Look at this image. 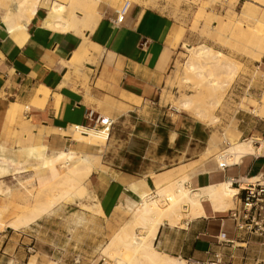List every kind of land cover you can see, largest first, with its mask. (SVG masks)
<instances>
[{"label": "crops", "instance_id": "0c3cea01", "mask_svg": "<svg viewBox=\"0 0 264 264\" xmlns=\"http://www.w3.org/2000/svg\"><path fill=\"white\" fill-rule=\"evenodd\" d=\"M116 11L101 1L97 6L99 18L92 28L83 26L68 32L44 27L47 12L42 15L41 7L28 24L12 32L0 19V155L15 163L37 159L31 156V147L30 151L29 147H18L6 155V148H14L26 138L21 132L30 124V131L42 139L47 152L66 150L85 155L93 166L87 182L92 205L98 201L103 213L95 214L100 224L94 228L100 229L102 236L126 219L131 201L138 203L143 195L152 194L155 185L149 173L120 169L103 161L98 147L109 133L89 129L85 112L94 109L112 118L132 113L150 101L170 64L169 48L179 40L171 16L158 9L132 2L119 23L114 22ZM261 150L263 146L254 153ZM218 163L209 159L191 166L186 186L198 190L230 177L264 173V157L255 154L243 156L237 164L220 167ZM235 203L234 197L233 207ZM23 206L24 202L2 204L0 217H7L9 211L16 213ZM233 207L217 212L203 198V214L191 219L182 216L175 224L164 220L153 245L159 252L186 262L205 260L213 252H221L228 264H264V254L243 256L245 246H263L264 242L254 236H240L229 216ZM222 231L231 242L218 240ZM23 233L20 231L15 239L9 236L0 240V264H28ZM67 239L69 244L70 236ZM55 247L53 258L56 251L67 252L59 245ZM69 254L72 258L80 256L74 251Z\"/></svg>", "mask_w": 264, "mask_h": 264}, {"label": "rangeland", "instance_id": "374dc122", "mask_svg": "<svg viewBox=\"0 0 264 264\" xmlns=\"http://www.w3.org/2000/svg\"><path fill=\"white\" fill-rule=\"evenodd\" d=\"M52 1L62 2L65 7L70 8V20L73 25L77 29L83 28L87 22L83 9L90 8L89 2L83 5L70 3L68 0H40L42 15L46 14ZM102 1L116 6L117 9L123 2ZM246 1L248 0H217L212 3L210 0H131L171 16L179 40L169 48L170 64L151 100L132 113L112 117L114 121L108 138L98 147V153L104 162H111L120 169L149 173L152 178L154 173L162 171H169L175 177L177 172H188L191 166L203 164L209 159L219 162L214 155H203L202 152L206 149L212 153L221 152L229 144L244 140H252L256 150L262 142L264 144V110H255L257 104L264 107V0L245 3ZM1 5L4 7V4ZM243 6L248 9L247 16L242 14L245 10ZM3 7L0 8V16L5 14ZM232 21L235 25L231 28ZM237 22L241 28L236 26ZM255 33H259V36H254ZM198 46L209 47L212 54L221 52L235 65L241 62L245 67L237 70L234 82L229 85H223L224 74L214 75L222 85L217 90L195 86L196 74L186 83L182 73L191 62L196 60L205 64V69L208 68L210 59L192 55L188 50ZM248 83H251L252 87L246 92ZM244 93L247 97L242 101ZM184 98H190L193 107L201 109L203 116H197L196 109H181L180 101ZM30 142L24 138L14 148L5 147L6 155L13 154V149L18 147L30 148ZM51 153L54 152L48 151V156H51ZM254 154L264 157V150ZM180 157L183 158L182 162H178ZM0 158L2 165L3 162L8 164L0 165L4 168L0 171V186L4 188L0 187V205L15 206L24 202V205L34 207L37 204L36 199L38 202L46 201L52 189L56 192L69 189L59 185L58 180H52L55 182L42 187L43 184L33 177L35 167L41 160L15 163L4 154L0 155ZM18 160L22 158L18 156ZM86 188L88 197L82 200L78 197H60L50 208L43 211L40 217H36V221H31L28 225L15 221L19 210L16 213L6 212L7 217L2 214L0 220L14 221L17 227L1 229L0 240L9 236L15 239L20 231L25 232L23 247L30 258L26 260L28 264H101V254L106 256L108 264H111V259L101 251L131 215V211L116 228L108 230L109 232L104 231L102 236L100 229L94 228L100 224V220L92 210L94 207L88 184ZM163 198L159 194H152V199ZM132 231L139 236L144 233L143 229L137 226ZM69 236L71 241L67 244ZM56 245L67 252L56 251L53 258L52 248H56ZM244 248L243 256L264 254V245ZM72 251L80 256L72 258L69 254ZM221 264L228 263L223 261Z\"/></svg>", "mask_w": 264, "mask_h": 264}, {"label": "bare ground", "instance_id": "6f19581e", "mask_svg": "<svg viewBox=\"0 0 264 264\" xmlns=\"http://www.w3.org/2000/svg\"><path fill=\"white\" fill-rule=\"evenodd\" d=\"M68 1L70 3L77 2L83 5L89 2L90 8L84 7L83 9L85 17L87 18V22L84 26L92 28L96 24L99 18L97 6L102 0ZM210 1L212 3L217 2V0ZM250 2L256 1L248 0L245 3ZM0 3L4 4L5 7V14L0 16L1 22L10 32L19 26L28 24L35 16L39 7H41L40 0H0ZM1 4L0 6L3 7ZM44 4L45 3H42V5ZM243 8L245 10L242 14L247 16L248 9H246V6H243ZM70 11L71 9L65 7L64 3L52 1L47 7V15L43 21V26L64 32L77 29L70 20ZM233 24L235 25L233 21L230 22L231 28ZM236 26L241 28L238 22ZM253 35L259 36V33ZM188 50H190L192 55L210 59L207 69L204 67L205 64H200L198 61L194 60L182 73L183 80L186 83L191 81L193 74H196L195 80L197 82L195 86L198 88L202 87L206 90L208 88L209 90L219 89L221 83L218 77L214 78L213 76H220L221 74L225 75L223 85H229L234 82V76L237 70L245 67L244 63L241 62L235 65L226 55L221 54V52L212 54L211 49L207 46L188 48ZM251 87L252 84L248 83L245 91L247 92ZM246 97L247 94L244 93L241 100L245 101ZM180 107L187 111L196 109L195 114L199 117L203 116L201 109L193 107V102L190 98L181 99ZM255 110H264V107H262L261 104H257ZM29 128H23L21 133L31 141V156L41 160L38 166L35 167V173L34 176H32L43 184L42 187L55 182L52 180H58L59 185L69 187V189L66 191L61 189L60 192H56L55 189H52L46 201L38 202V199H36L37 204L34 207L24 205L21 210L18 211L17 219L15 220L23 225H28L31 221L36 220V217H40V214L50 208L55 203L54 201H56V199L59 200L60 197H78L81 200L88 197L86 184L93 170L92 163L85 155L77 156L66 150H58L51 153V156H48L46 144L40 137H35V134L33 135ZM261 146H264L263 142ZM254 152L255 148L253 147L252 140H244L229 144L228 147L221 152L217 151L216 153H212L206 149L202 154L214 155L219 163L231 165L234 163L237 164L243 156L254 154ZM179 161H183V158ZM176 174L177 175L174 177L173 173L164 171L160 174L153 175L152 180L155 185L153 193L159 194L160 197H164L163 199H152L153 193L151 192L152 194L143 195L138 203L131 201V215L119 227V230L113 234L109 243H107L101 251L111 259V264H188L185 260L163 254L154 247L153 240L159 225L163 223L164 220H167L169 224H175L182 216L191 219L194 216L203 214V198L209 200L213 209L217 212L226 211L233 205L236 188L230 185L229 180L208 188L190 190L186 186V181L189 180L190 173L185 171L183 173L177 172ZM248 179L249 178H243L244 181H249ZM165 202L166 204H164ZM92 206L94 207L92 210L95 214H102L98 201H95ZM83 208H85V206ZM135 226L142 228L144 233L140 236L135 234L132 231ZM6 227H17V225L14 221L0 220V230Z\"/></svg>", "mask_w": 264, "mask_h": 264}, {"label": "built area", "instance_id": "2783aa9c", "mask_svg": "<svg viewBox=\"0 0 264 264\" xmlns=\"http://www.w3.org/2000/svg\"><path fill=\"white\" fill-rule=\"evenodd\" d=\"M131 0H123L122 4L116 11L115 23L122 20ZM85 119L89 129H102L109 133L113 124V119L103 116L94 109H88L85 112ZM220 167L226 164L218 163ZM248 176H237L228 178L230 185L236 188L234 197L235 206L229 210V216L233 219L236 231L242 237L254 236L264 242V173L249 176V181L243 178ZM247 179V178H246ZM253 179V180H250ZM218 240L222 243L231 242L225 231L218 235ZM101 264H108V258L101 254ZM191 264H221L223 256L221 252H213L212 256L205 260H191Z\"/></svg>", "mask_w": 264, "mask_h": 264}]
</instances>
